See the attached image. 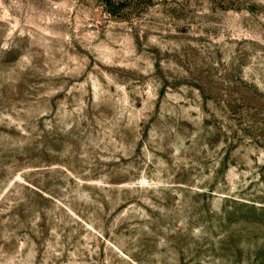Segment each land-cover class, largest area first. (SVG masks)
<instances>
[{
    "label": "rangeland",
    "instance_id": "rangeland-1",
    "mask_svg": "<svg viewBox=\"0 0 264 264\" xmlns=\"http://www.w3.org/2000/svg\"><path fill=\"white\" fill-rule=\"evenodd\" d=\"M0 264H264V0H0Z\"/></svg>",
    "mask_w": 264,
    "mask_h": 264
}]
</instances>
